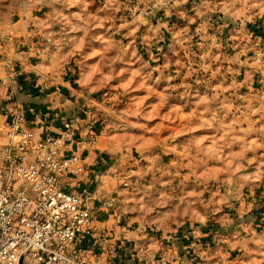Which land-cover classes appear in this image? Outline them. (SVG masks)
Segmentation results:
<instances>
[{
    "label": "crops",
    "instance_id": "0c3cea01",
    "mask_svg": "<svg viewBox=\"0 0 264 264\" xmlns=\"http://www.w3.org/2000/svg\"><path fill=\"white\" fill-rule=\"evenodd\" d=\"M117 1L120 6L123 0ZM193 7L197 11V16L191 18L187 11ZM20 9L18 17L10 18L6 14L7 8L3 6L0 8V51L6 57L20 58L18 63L33 74L34 83L2 81L0 85V143H3L7 136L8 110L17 104H32L41 110L53 111L61 119H70L76 114L79 99H76L73 94L78 92L82 94V91L78 89L81 85L78 79L70 82V75L67 68L63 67V62L69 55H75L77 50H83L82 56L87 64L84 71L89 75L98 74L103 62L110 58L117 60L119 65L122 59H134L139 63L144 62V67L153 64L150 62L153 56H159L161 62H164L166 58L168 64L158 63L157 69L151 70L150 77H147L149 80L147 83L140 76L141 72L133 74L134 66L123 63L129 68L125 72L129 78L132 77L130 83L127 85L128 81L124 77L123 82L116 81L108 87L111 96L121 95L116 91L127 93L131 106L134 103L133 107H137V110L133 108L137 116L136 119H132L135 126L151 122V127L147 128L151 132L156 129L155 134L145 132L146 135H150V143L139 144L135 150L141 151L146 156L152 169L164 171V173L182 170L179 175L185 172L184 178H187L190 177L188 172H200L203 169L213 171L212 174L218 178L220 175L221 179L228 176L234 179L235 183L229 184L224 181L232 188L231 190H227L226 194L211 196L210 199L204 200L210 202L214 199L213 204H216V209L211 216L200 205H192L186 196H182L180 200L177 199L176 202L168 204V208H164L158 200H154L153 205L146 206L147 196L134 193L135 197L130 198L131 194H123V210L136 221L134 226L147 249L146 258L140 254L139 262L148 264L151 258L159 254L160 243L167 242L169 248L165 251H168L173 258L166 264H192L188 257L191 253L201 260L199 264H220L221 259L230 258L236 251L242 253L245 264H264V226L256 227L257 222L254 219L255 211L264 205L262 200V203L259 202L261 193L258 188L260 182L264 180V125H257V121H262L264 124V108L262 105L250 104L248 99L240 104L229 100L225 104L227 109L229 111L234 109V114L225 118L229 130H233L230 136L224 137L222 141L223 136H216L218 127L212 126L213 106L217 100L223 101L227 97L230 98L232 91L242 89L253 91L248 84H239L236 81V73L242 69L237 64L239 57L244 53L241 44L248 39V36L237 29V25H239L238 28H243L246 23L244 19L255 18L264 29V0H180L165 14L163 12L159 20L134 19L118 25L111 22V17L106 10H97L93 0H24ZM217 9L221 10L222 20L219 22L218 37L213 38L212 32L216 29L211 23L215 22L212 12ZM119 27L128 38L127 48L122 57L118 56L114 48L115 39L110 30V28ZM37 32L43 36L39 43V55L29 57L31 51L21 46V42L32 39ZM162 35L167 38V45L158 53L159 50L157 52L156 47L164 39ZM193 36L199 39V49L202 44L209 45L210 49L205 53L202 52L204 56L200 61L210 60L215 68L214 78L221 80L222 76L223 80L225 73L234 72L229 76L231 81H234L230 84L213 81L211 86L204 84L205 89L210 87L209 96L205 94L196 96L189 105L190 109L186 108L183 112V120L176 125H171L173 107L179 106L180 103L168 101L159 94L173 93L177 96L178 91L184 92V89L188 87L184 83L173 82L170 80V75L174 73L171 66L176 65V59L180 60L183 55L186 56L188 43L193 41ZM67 42L69 44L64 45ZM107 46L113 47L111 53L106 52ZM23 54L26 56L23 57ZM174 59L175 63H172ZM200 61L199 63L202 64ZM181 66L183 75H188L185 60H182ZM242 71L244 74H249L247 69ZM162 76L169 79V82H164ZM86 78L81 82L86 88L83 89L85 92L93 93L100 90L90 89L87 81L92 77L86 76ZM159 78H162L164 84L157 83ZM118 83H122L123 86H119ZM40 84L49 86L59 84L61 92L52 91V86L49 89L39 90ZM202 86L203 84L198 87L195 85L194 89L199 90ZM136 93L139 95L132 99L131 97ZM149 94L150 98H147ZM142 106L144 108H141ZM163 129L170 132L159 134V131ZM4 132L5 136H2ZM175 134L181 136L178 137ZM166 141L169 142L172 151L169 153L173 154H169L170 157L163 155L157 146L163 145ZM119 153L123 154V150ZM93 156L94 154L89 157L85 155L86 161L91 163L94 160ZM174 157L175 160H173ZM142 162L145 163L146 168L150 169L148 162V164L146 161ZM128 165L133 166L134 173H140L141 167L135 163ZM121 166L118 164L115 168L118 169ZM118 183H120L119 178L116 180L108 176L104 182H101L99 177H93L89 185L93 190L105 193L116 187ZM160 183L152 182L151 187H157ZM249 183L254 186L252 190L245 196L237 194L241 186ZM194 185L198 187L197 183ZM221 190L217 188L215 191ZM129 201L135 204L134 208L128 205ZM110 221L111 219H104L100 224L110 226ZM146 224H153L165 230L158 231L159 237H154L148 235L147 232L151 230L144 228ZM208 224L210 228L207 231H210V234L217 232L216 234L222 238L221 243L218 246H214L212 242L208 246L196 245L195 241L189 244V227L198 228L199 233H202V227ZM155 231L157 230L152 231L151 234H155ZM133 234L137 237L136 233ZM133 237L132 235L129 241L134 240ZM215 237L214 234L213 239ZM131 243H128V247L132 246ZM94 264H102V262L95 259ZM123 264H136L129 250L125 251Z\"/></svg>",
    "mask_w": 264,
    "mask_h": 264
},
{
    "label": "built area",
    "instance_id": "2783aa9c",
    "mask_svg": "<svg viewBox=\"0 0 264 264\" xmlns=\"http://www.w3.org/2000/svg\"><path fill=\"white\" fill-rule=\"evenodd\" d=\"M157 4L152 0L139 12L152 17ZM131 7L127 15L133 11ZM23 44L28 48L34 43L25 40ZM18 60L0 51V85L4 80L34 83L33 74ZM66 68L71 75L79 73L76 64ZM51 86L52 91L61 92L59 84ZM51 86L40 84L38 88ZM101 94L111 95L109 90ZM104 125L94 105L80 101L70 119L32 104H17L8 110L7 139L0 143V264H18L22 255L26 264H94L95 259L102 264H123L127 250L136 264H140V254L146 258L145 243L123 210L119 191L100 193L89 185L95 171L80 151V130L88 126L93 134L95 128L100 129L99 137L104 140ZM100 219H111L110 226L101 225ZM258 219H264V208ZM188 232L189 244L199 238L198 228L190 227ZM147 233L159 237L157 232ZM132 235L134 240L129 241ZM215 235L217 240L219 235ZM160 246L159 254L148 264H166L173 258L165 251L167 242ZM188 257L192 264L200 263L193 253ZM226 263L245 264L239 251Z\"/></svg>",
    "mask_w": 264,
    "mask_h": 264
},
{
    "label": "rangeland",
    "instance_id": "374dc122",
    "mask_svg": "<svg viewBox=\"0 0 264 264\" xmlns=\"http://www.w3.org/2000/svg\"><path fill=\"white\" fill-rule=\"evenodd\" d=\"M24 0H0V8L3 6L6 10L7 16L10 18H16L18 17V12L21 11L20 5L23 3ZM152 0H123L122 3L119 6V1L117 0H93V2L97 5V10L102 11L106 10L108 12V16L111 17V22H114V25L127 23V21H132L134 19H153L155 21L159 20V17H161L174 5L178 4L180 0H175L173 3L167 2V0H157V10L156 14L152 15V17H146L143 14L139 12L140 8H145L149 2ZM132 6V12L130 15H127V9L128 7ZM216 9V8H215ZM214 9V10H215ZM188 14L191 15V18L193 16H197V11L194 10V7L190 9V11H187ZM37 14V12H35ZM211 19V14L209 16ZM212 18L215 22H211L213 24V28L216 29L214 32H212V37L217 38L218 37V27L219 22L222 20V13L220 9H217V11L212 12ZM243 28H238L239 25H237V29L243 32L246 36H248V39L244 40L241 46L243 47V54L239 57L237 64H239L240 68H242L237 75V83H243L248 84L251 86L253 91L249 90H238V91H232L230 98L227 97L225 100L220 101L217 100L215 102L219 104H214L213 106V124L212 126L218 127L216 131V136H223L229 137L230 133L233 130H229V127L227 123L225 122V118L230 117L234 114V109H231L229 111L225 104L228 103L230 100L231 102H237L241 103L244 102L246 99L250 100V104H257L262 105V108H264V29L261 27L259 20L255 18L250 19H244ZM261 22V21H260ZM141 23V22H139ZM113 37L115 39V46L114 48L118 52V56L122 57L124 54V51L127 48L128 38L126 35H124L123 30L119 28L112 29L110 28ZM196 35V34H195ZM31 38V37H30ZM163 40L160 41V43H156L158 46L157 52L160 53V51L167 45V38L162 35ZM43 36L41 33H35L34 37L32 39H26V40H33V43L30 47H26L25 49L30 50L29 57H34L39 55V47L40 42L42 41ZM193 41H190L188 43V49H186V56L183 55L181 59H176V65L171 66L173 69V74L170 75L171 79L175 83H184L188 87L184 89V92L178 91V95L175 96L173 93H162L159 94L160 97L167 99L168 101H178L180 103L179 106L173 107V118L171 121V125H176L178 122L183 120V112L186 111V108L190 109L189 105L191 104V101L200 94H205L209 96L210 91L209 88L205 89V85L211 86L210 84L213 81H221L226 84L233 83L232 80L229 78L230 74L232 73H225V78L222 80H218L217 78H214V71L215 68L213 67V64L210 63V60H203L200 61L201 58H203L205 51H208L209 45L202 44L199 49V39L195 36L192 37ZM24 42H21V46H23ZM138 43V42H137ZM67 42L64 45H68ZM247 45V46H244ZM24 47V46H23ZM231 46L229 45V48ZM201 50V51H198ZM113 51L112 46L106 47V52L111 53ZM188 51H191L188 53ZM183 53V51H182ZM36 54V55H35ZM54 54V53H53ZM52 54V55H53ZM189 54V55H188ZM83 50H77L76 54L69 55L68 59H66L63 62V67L71 66L73 64L78 65L79 73L77 71L75 73H72L74 77L69 73L70 75V82L77 80L80 82V89L82 91V94L80 92L74 93V97L76 99H79L78 95L81 96L80 104L85 103H91L94 105V108L97 110V115L100 119H102L105 122L104 125V134L105 139L101 140L99 137V133L101 132L100 129L94 130V133H91V129L88 126H85L82 128L81 131V141H80V151L83 152L84 155H87L88 157L93 155V161L96 163H88V166L93 168L95 171V174L93 177H99L101 182H104L106 177H111L114 179H118L120 183L109 191L113 189H117L121 196V206L123 208V194H131L129 195L130 198H134V193H138L140 195L147 196V202L145 203L146 206L153 205V201L158 200L159 202L163 204L164 208H168V204H171L173 201L176 202L177 199L180 200L182 196H186L189 198L190 203L194 206L200 205L201 208L209 213L211 216L213 214V210L216 209V204H213V200L210 202L204 201L206 199H210L211 196L215 197L220 194H226L227 190H231L232 188L228 186L224 181H226L229 184H234L235 180L232 178L225 177L224 179L219 178L212 174L213 171L209 172L206 170L201 169L200 172H188L190 174V177L184 178L185 172H182L180 175L179 173L182 170H177L174 172H168L164 173V171H158L155 169H152L150 167V162L146 158V156L139 150H135L139 146V144H144L145 142H149L150 135H146L145 132L149 133L151 132V122L144 123L142 125L138 124L137 126L134 125L132 122V119H136L137 116L135 113V110H137V107H133L134 103L128 101L129 96L127 93L123 94L121 91V95L116 96L109 95L106 97H103L101 92L105 90H109L108 87L115 83L116 81L123 82L124 77L126 78L127 85L130 83L131 78H129V75L125 72L128 71L129 68L127 66H124L123 63L129 64L131 67H135L133 74H137L138 72H141V77L147 82V77H150L151 70H156L158 63H166L167 59L165 58L163 61H160L159 56H153V59L150 61L153 64L152 67L145 66L144 62H140L137 60H121V63L119 65L117 60L113 59H106L105 62L102 64V69L99 70V73L94 74H85V68L87 66L86 60L84 62V59L82 56ZM23 57L26 56V54L22 55ZM156 59H155V58ZM115 59V57H114ZM149 59V58H147ZM21 59L19 58L18 61ZM182 60H185V63L187 64V71L186 73L188 75H183V69H182ZM202 62L201 63H199ZM120 62V61H119ZM139 63V64H138ZM172 63H175V59L172 61ZM191 63V64H190ZM233 64V63H231ZM238 66V65H236ZM147 68V69H146ZM247 69L249 71V74H244L242 70ZM83 72V74H82ZM190 72V73H189ZM228 72V70L226 71ZM83 75V77H82ZM86 76H91V80L88 79L87 83L90 84L89 88L93 89H100L99 93H89L85 92V87L82 86V79L83 81L86 80ZM133 76V75H132ZM76 77V78H75ZM163 77V76H162ZM163 81L168 83L169 79H166L163 77ZM145 83V84H146ZM155 83V82H151ZM157 83H162V78L158 79ZM78 84V83H76ZM122 83H118L119 86ZM200 84H203L202 87H199V90L194 89L195 85L198 87ZM98 85L99 87L95 86ZM84 89V90H83ZM87 91V90H86ZM177 93V92H176ZM182 93L184 95H182ZM229 92H227L228 94ZM130 95V94H129ZM139 95L138 93L133 94L131 97L132 99L134 97H137ZM85 96V101L82 100V97ZM128 96V98H127ZM131 96V95H130ZM147 98H150V94L147 95ZM184 106H183V105ZM215 107V108H214ZM134 108V109H133ZM141 108H144L142 106ZM257 109V108H256ZM264 112V110H263ZM255 115H258V113H253ZM257 125L263 126L262 121H257ZM148 127V128H147ZM156 130V129H155ZM155 130L151 132V134H155ZM264 130V128H263ZM170 132V131H169ZM166 129H163V131H159V134L163 135L164 133H169ZM5 136L2 134V136ZM175 136L180 137V134H175ZM7 139H4V141ZM131 145V146H128ZM137 146V147H136ZM159 150L163 153V155H173L171 154V150L169 147V142L166 141L163 143V145L158 144ZM125 149V150H124ZM123 150V154L119 153ZM169 151H171L169 153ZM85 152L87 154H85ZM92 153V154H88ZM118 153V154H117ZM141 153V154H140ZM179 156L182 158V155L179 154ZM170 157V156H169ZM167 157V158H169ZM189 157V156H188ZM146 160H145V159ZM175 160V157L173 158ZM172 160V161H173ZM124 162L123 164L121 162ZM142 161H146V163L149 165V168L145 167V163ZM180 162V161H178ZM136 164L137 166L141 167V171L139 174L134 173V168L132 165L128 164ZM118 164H121L122 166L118 169L115 168ZM127 164V165H126ZM192 164V163H191ZM199 168V167H198ZM217 171V170H216ZM170 173V174H169ZM92 177V178H93ZM222 177V176H221ZM187 180V181H186ZM223 180V181H222ZM91 181V180H90ZM128 181L129 184L127 186H122V182ZM159 181L161 182L157 187H151L152 182ZM181 181L185 183H180ZM197 183L196 187L194 184ZM236 186V185H235ZM253 184H245L243 187L241 186L239 189V192L237 194H242L245 196V194L252 190ZM217 188H221V191H215ZM258 188L260 189V199L259 202H264V180L260 182L258 185ZM224 189V190H223ZM96 191V190H95ZM107 191V192H109ZM139 191V192H138ZM183 191V192H182ZM105 192V193H107ZM182 192V193H181ZM181 193V194H180ZM236 193V192H235ZM262 200V201H261ZM203 201V203L201 202ZM160 203V204H161ZM128 205L132 208H134L135 204L133 202L128 203ZM159 206V205H158ZM160 208L162 206H159ZM264 208V205L263 207ZM257 209L255 211L254 215L256 218H254L257 222L255 225L256 227H262L264 226V219L259 220L258 219V212L262 209ZM254 212V211H253ZM129 215V214H128ZM139 221V220H138ZM131 223L135 224L136 221L131 218ZM147 225V226H146ZM144 225V228H148L152 231L157 230L155 232H158L162 229L159 226H154L153 224H146ZM208 226V225H207ZM205 226V227H207ZM137 227V226H136ZM155 227V228H152ZM202 227L203 232L199 233V238L196 239L195 244L208 246L211 242L214 244V246H218L219 243H221V236L213 239V235L217 232H213L210 234V231H207L208 228ZM138 228V227H137ZM143 228V229H144ZM190 228V227H189ZM208 237V239H205ZM211 237V239H210ZM166 238V237H165ZM214 242V243H213ZM211 245V244H210ZM200 260V259H199ZM229 260L228 258H223L220 261V264H228L226 261ZM201 262V260H200Z\"/></svg>",
    "mask_w": 264,
    "mask_h": 264
},
{
    "label": "water",
    "instance_id": "95a60500",
    "mask_svg": "<svg viewBox=\"0 0 264 264\" xmlns=\"http://www.w3.org/2000/svg\"><path fill=\"white\" fill-rule=\"evenodd\" d=\"M86 97L83 96L82 97V100L85 101ZM18 264H26L24 261H23V255L21 256L20 260H19V263Z\"/></svg>",
    "mask_w": 264,
    "mask_h": 264
},
{
    "label": "trees",
    "instance_id": "16d2710c",
    "mask_svg": "<svg viewBox=\"0 0 264 264\" xmlns=\"http://www.w3.org/2000/svg\"><path fill=\"white\" fill-rule=\"evenodd\" d=\"M79 101H80V100H79ZM100 218H103V216H101ZM209 225H210V224H208V226H207V227H205V228H208V227H210Z\"/></svg>",
    "mask_w": 264,
    "mask_h": 264
}]
</instances>
